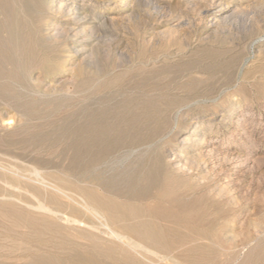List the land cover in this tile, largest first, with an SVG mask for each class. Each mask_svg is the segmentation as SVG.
<instances>
[{"label": "rangeland", "instance_id": "374dc122", "mask_svg": "<svg viewBox=\"0 0 264 264\" xmlns=\"http://www.w3.org/2000/svg\"><path fill=\"white\" fill-rule=\"evenodd\" d=\"M57 1H29L27 8L30 22L25 25L26 27L21 25L18 31H21V36L19 37L18 33V37L22 43L24 37L30 35L31 47L26 49V54L22 53L26 56L20 54L19 59L24 60L26 57L27 61L32 62V66L21 70L20 73L19 71L0 73L8 79L5 80L2 75L0 76L2 79L0 90H4L0 91V125L5 122L10 128L5 133L0 129V138H8L7 140L2 138L4 141H0V155H2L0 160L4 159L0 162V183L4 184L3 186L0 184L2 186H0V202L6 206L0 205V218L3 217L0 220V224H3L0 229L6 234L3 235L0 231L2 238H0V254L2 249L6 253L0 255V261L2 260L0 264H134L117 255L105 253L97 242L91 238L92 241H89V237H86L87 239L84 237L83 241L78 234L73 236L57 231L43 221L36 220L32 223L26 212H22L25 213L23 215L12 209V205L7 201L6 203L1 201L23 197L24 193L22 196L16 188L19 184V186L24 184L26 186L23 187L28 190H30L28 187H31L34 191L32 193L37 192L35 194L40 198L45 195L49 202H56L54 206L64 209L62 204L65 203L55 196L52 189H49L47 194L44 191L41 193L38 184L28 180L32 168L37 167L38 169L44 167L40 171L45 174L47 172V180L55 186H61L66 192H73V195L87 194L88 197L85 196L89 199L93 197L101 199L104 204L100 207L106 213L110 212L109 216L113 213L110 217L116 219L118 222L116 225L121 222L125 226L135 227L139 238L135 236L134 231L132 233L135 235L131 233L134 239L144 238V242L148 245L150 243L152 247L157 246L155 248L158 250L160 248L162 254L180 260L178 263L212 264L215 259L213 264H222L223 259H225L223 264L263 263L264 247L261 248V245L264 244V0H68L66 4L72 5L74 2L73 6L78 8L77 12L73 11L74 13L59 10ZM219 3L223 4L224 13L240 6L244 11L243 15L240 13L235 20V26L227 28L222 26L224 29H218L216 34L208 26L210 19L214 17L213 12L209 11L206 14L205 10L207 11L211 4ZM24 31L26 33L23 36ZM31 54L33 56H30ZM35 54L39 59L34 56ZM240 67L244 69L241 71ZM13 89L14 91L17 89L15 91L17 93L14 94L17 96L19 94L20 97L9 96L13 95ZM7 90H11V93ZM21 100L26 103L25 105L27 101L30 102L27 107L24 105L26 109L24 106L20 108V104L23 103L18 102ZM150 100L154 103L150 104ZM36 103L39 104V108ZM24 112L27 115H23ZM28 116L33 120L27 119ZM37 116L41 117L43 122L38 118L39 123L36 122ZM46 116L50 118L47 119ZM88 124L90 127H87ZM29 126L30 128H27ZM91 129L98 130L97 134ZM107 131L111 134L109 135ZM32 134L35 141L33 137L30 139ZM27 141L32 143L29 144L30 149L26 145ZM36 150L39 151L37 155ZM112 151L116 156L111 154ZM122 156H126L127 159ZM17 158H21L20 161ZM114 158L116 160L110 163ZM31 161L35 162V165ZM89 161L90 164L87 165ZM13 163H16V167ZM24 163H27L28 170L22 169L26 167ZM114 164L115 166L118 164L117 168ZM18 165L22 166V171L20 167L17 168ZM87 167L94 174L87 170ZM137 167L139 170L136 171ZM83 168L89 171L90 177H87L89 175ZM97 168L106 169L103 172H110L111 168L117 171L113 170L114 172L106 175V172L102 174ZM67 170L72 177L71 175L68 177L67 172L64 173ZM80 171L85 172L83 174L86 175V179L84 180V176L82 182L80 180L82 178H79L83 177ZM97 171L101 172V175ZM154 171L155 173H152ZM114 173H117V176ZM154 174L158 176L154 178ZM59 175L60 177L55 179ZM141 175L146 176L143 178ZM61 177H64L65 184L69 181L67 187L59 183L62 182ZM75 180H80L81 185L83 182L85 184L81 186ZM105 180H110L111 183ZM146 180L151 184L145 182ZM89 184L95 187L91 188ZM104 184L109 186L106 187ZM76 185L81 187L73 188ZM83 186L86 189H83ZM113 186L117 187V191H113L115 188ZM10 188L11 190L15 188V191L11 192ZM100 188H103L102 191ZM108 189L112 194H108ZM129 190H134L136 193L132 191L128 193ZM82 191L85 193L83 194ZM103 191H107L108 195L105 196ZM94 194L96 196H93ZM115 199H122L121 204ZM26 200L32 201L29 197ZM124 205L128 206L124 207ZM126 214L130 221L127 220ZM15 219H18V223L12 222ZM28 226L30 229L27 228ZM140 226L141 230L144 229L143 232ZM14 228L17 231H13ZM19 229L26 231L22 232ZM51 234H55L54 237ZM151 240H155L154 245ZM9 241L19 243L15 242L14 245ZM8 242L11 244L10 247ZM257 242L260 244L258 245ZM48 245L54 249L50 251ZM241 245L244 247H240ZM58 247H61L60 250ZM10 249L16 250L14 252ZM38 249L39 252L43 250L40 255L36 252ZM30 250L37 255H33ZM53 250L55 253L59 251L58 255L53 254ZM30 252L33 257L31 259L28 255ZM10 253L12 256H9ZM19 253L26 259L19 256ZM186 253L190 256L188 257ZM238 253L241 257L237 256ZM14 255L17 258H14ZM42 255L44 257H41ZM90 259L94 261L90 262ZM250 259L252 260L249 262Z\"/></svg>", "mask_w": 264, "mask_h": 264}, {"label": "bare ground", "instance_id": "6f19581e", "mask_svg": "<svg viewBox=\"0 0 264 264\" xmlns=\"http://www.w3.org/2000/svg\"><path fill=\"white\" fill-rule=\"evenodd\" d=\"M29 1L30 0H0V73H14V72H18V73H20V71L21 70H24V69H27L28 67H31L32 66V62H30V61H27L26 60V57H25V59L24 60H20L19 58L21 57H19V55L20 54H26L25 52L27 51L26 49H28V47H31L30 46V35H28L27 36V38L26 37H24L25 38V40H23V42L21 43V39L19 38L20 36H21V31L20 32H18L19 30H20V27H22V26H24V27H26L27 26V24L30 22V16H29V12H28V3H29ZM68 0H58L57 1V6H58V9L59 10H67V11H70L71 13H74L73 11H76L78 8H76L75 6H73V4H74V2H72L73 4L71 5V4H66V2H67ZM244 1V0H243ZM53 2V1H52ZM224 3V2H223ZM210 4V3H209ZM243 4V3H242ZM52 5H54V4H52ZM210 6V5H209ZM224 6H226V5H224ZM231 6V5H230ZM244 6V5H243ZM205 7H207V6H205ZM207 9V8H206ZM243 9H245V8H243ZM223 4H221V3H219V4H215V5H213V4H211V6L207 9V11L205 10V13L207 14V12H209V11H212L213 12V18L212 19H210V21H209V29H213L215 32L214 33H216V31L218 30V29H220V28H223L224 26L227 28L228 26L229 27H233V25H234V23H235V20L237 19V17L240 15V13L243 15V11L241 10V6L240 7H236V8H233V9H231V10H229V12L228 13H224L223 12ZM247 10V9H246ZM79 11V10H78ZM61 12V11H60ZM77 12V11H76ZM247 12V11H246ZM246 12L244 13V15L246 14ZM204 13V14H205ZM202 14V13H201ZM202 16H204L203 14H202ZM201 16V17H202ZM80 17V16H79ZM78 18V17H77ZM76 19V18H75ZM239 19V18H238ZM241 19H242V17H241ZM201 20H203V19H201ZM207 21V20H206ZM200 22H202V21H200ZM243 22H244V20H243ZM22 23V24H21ZM203 24V23H202ZM239 24V23H238ZM22 25V26H21ZM26 25V26H25ZM204 26V25H203ZM223 26V27H222ZM235 26V25H234ZM241 26V25H240ZM246 26V25H245ZM202 27V26H201ZM238 27V26H237ZM243 27V26H242ZM207 28V27H206ZM244 28V27H243ZM22 29V28H21ZM224 29V28H223ZM245 29V28H244ZM212 30V31H213ZM238 30V29H237ZM221 31V30H220ZM223 31V30H222ZM236 31V30H235ZM28 32V31H27ZM208 32H210V31H208ZM207 32V33H208ZM242 32V31H241ZM18 33L20 34L19 35V37H18ZM24 33H26L25 31L23 32V36H24ZM202 33V32H201ZM211 33V32H210ZM213 33V34H214ZM246 33V32H245ZM217 34V33H216ZM26 35V34H25ZM204 35V34H203ZM209 35H211V34H209ZM209 35H208V37H209ZM212 36V35H211ZM85 37V36H84ZM203 37V36H202ZM23 38V37H22ZM23 38V39H24ZM199 38H201V37H199ZM260 37H258V39H259ZM263 39V38H262ZM264 40V39H263ZM257 42H258V40H257ZM33 44V43H32ZM254 44V43H253ZM256 45V44H255ZM222 47V46H221ZM257 47V46H256ZM213 48V47H212ZM251 48V47H250ZM32 49V48H31ZM222 49V48H221ZM227 49V48H226ZM33 50V49H32ZM251 50H253V49H251ZM192 51V50H191ZM219 51V50H218ZM235 51V50H234ZM253 51H255V50H253ZM31 52H33L34 53V51H31ZM30 52V53H31ZM27 53H29V52H27ZM252 53V52H251ZM253 53H255V52H253ZM22 54V55H23ZM186 54V53H185ZM23 56H26V55H23ZM23 56H22V58H23ZM29 56V55H28ZM30 56H33L32 54L30 55ZM35 57L37 56V54H35L34 55ZM34 57V58H35ZM32 58V57H31ZM37 58H38V56H37ZM30 59V58H29ZM39 59V58H38ZM34 60H36V59H34ZM33 61V60H32ZM245 63V65H246V61L244 62ZM248 63V62H247ZM36 65V64H35ZM244 66V65H243ZM242 69H244V68H242ZM242 69H241V67H240V70L242 71ZM240 70H239V72H240ZM31 71V70H30ZM21 73H24V72H21ZM26 74V73H25ZM3 76V74H0V76ZM17 75V74H16ZM20 75V74H19ZM22 76V75H21ZM4 78H5V80H8V79H6V76H3ZM2 77V78H3ZM3 78V79H4ZM8 78V77H7ZM17 78H18V76H17ZM14 79V81H15V78H13ZM115 79V78H114ZM1 81H2V79H0ZM5 80H3L4 82H5ZM18 80H20V78H18ZM106 80V79H105ZM11 82H12V77H11V80H10V84H11ZM6 84H8V82H5ZM20 83V82H19ZM1 84H3L2 82H1ZM5 84V85H6ZM9 84V85H10ZM17 84V83H16ZM14 85V84H13ZM19 85V84H18ZM102 85V84H101ZM16 86V85H15ZM104 87V86H103ZM112 87V86H111ZM13 88V87H12ZM18 88V87H17ZM86 88V87H85ZM15 89V88H14ZM14 89H13V91H14ZM1 90H3V89H1ZM0 90V91H1ZM12 90V89H11ZM11 90L10 91H8V92H10L11 93ZM17 90V89H16ZM15 90V91H16ZM83 90H85V89H83ZM4 91V90H3ZM6 91V90H5ZM13 92V95H9V96H15L16 94H14V93H17V92ZM4 93V92H3ZM28 93V92H27ZM26 93V94H27ZM1 94H2V92H1ZM133 94V93H132ZM141 94V93H140ZM44 95V94H43ZM4 96H6V95H4ZM7 96H8V94H7ZM6 96V97H7ZM9 96H8V99H9ZM18 96L20 97V95L18 94ZM17 95H16V97H18ZM23 96V95H22ZM144 96V95H143ZM3 97V96H2ZM24 97H25V95H24ZM42 98H44V96L42 97ZM42 98H39V99H42ZM156 97H154V99H155ZM158 99H159V97H157ZM156 98V99H157ZM5 99V98H4ZM11 99V98H10ZM17 99V98H16ZM15 99V100H16ZM7 100V99H6ZM25 100V99H24ZM152 100V99H151ZM150 100V101H151ZM7 101H9V100H7ZM17 101H18V99H17ZM154 101H156V100H154ZM158 101V100H157ZM156 101V102H157ZM28 102L29 101H27V105H29L28 104ZM43 102H45V101H43ZM153 101H151L150 102V104L152 103ZM11 103V102H10ZM18 103H23V101L21 100V102H18ZM17 103V104H18ZM30 103V102H29ZM33 104L32 105H34V102H32ZM46 103V102H45ZM154 103V102H153ZM12 104V103H11ZM26 104V103H25ZM24 103H23V105L22 104H20V108H22L21 106H24L25 105ZM37 104V106L39 105L38 103H36ZM35 104V105H36ZM10 105V104H9ZM27 105H25L26 107H27ZM45 105H48V104H45ZM153 105V104H152ZM8 106V105H7ZM14 106H17V105H14ZM18 106H19V104H18ZM25 106H24V108H25ZM31 106V105H30ZM41 106V105H40ZM153 106H156V104H154ZM31 107H33V106H31ZM49 107V106H48ZM47 107V108H48ZM19 108V107H18ZM18 108H16L17 110H18ZM38 108H39V106H38ZM44 108V107H43ZM45 108H46V106H45ZM15 109V110H16ZM26 109V108H25ZM34 109V108H33ZM37 109V108H36ZM41 109V108H40ZM39 109V110H40ZM38 110V111H39ZM67 110V109H66ZM154 110H155V107H154ZM22 112L24 111V110H21ZM20 111V112H21ZM26 111V110H25ZM36 111V110H35ZM38 111H37V113H38ZM41 111V110H40ZM39 111V112H40ZM27 112V111H26ZM29 112V111H28ZM57 112V111H56ZM67 113V112H66ZM147 113V112H146ZM149 113V112H148ZM30 114V113H29ZM32 114V113H31ZM30 114V115H31ZM22 115V114H21ZM23 115H27V114H25V112H24V114ZM44 115V114H43ZM36 116V115H35ZM32 117H33V115H32ZM39 116H37L36 117V122H38V119H40L41 120V117L40 118H38ZM47 117V116H46ZM59 117V116H58ZM26 118V117H25ZM30 118H31V116H30ZM38 118V119H37ZM50 117H47V119H49ZM55 118V117H54ZM11 119V118H10ZM10 119H8V120H10ZM27 119H29V116L27 117ZM32 120H33V118H31ZM31 119H29L30 121H32ZM44 119H46V118H44ZM35 120V119H34ZM87 120H88V118H87ZM7 121V120H6ZM26 121V120H25ZM42 122H43V119L41 120ZM15 122V121H14ZM41 122V123H42ZM47 122V121H46ZM88 122V121H87ZM93 122V121H92ZM32 123V122H31ZM39 123V122H38ZM54 123V122H53ZM57 123H58V121H57ZM2 125H0V129H1V131H3L4 133H5V131H7L8 129H10V128H8V126L9 125H7V123H5V122H3V123H1ZM12 124V123H11ZM16 124V123H15ZM14 124V125H15ZM26 124H28V123H26ZM46 124V123H45ZM51 123H49V125H50ZM56 124V123H55ZM90 124H94V123H90ZM29 125V124H28ZM95 125V124H94ZM94 125H92V126H94ZM20 126V125H19ZM30 126H33V125H30ZM30 126L29 127H27V128H30ZM41 126V125H40ZM50 127V126H49ZM53 127H56V128H58L57 126H53ZM87 127H90L89 126V124L87 125ZM21 128V127H20ZM33 128V127H32ZM37 128V127H36ZM95 128V127H94ZM106 127H104V129H105ZM109 128V127H108ZM115 127H113V129H114ZM176 128V127H175ZM22 129V128H21ZM43 129V128H42ZM45 129V128H44ZM88 129V128H87ZM96 129V128H95ZM112 129V130H113ZM173 129V128H172ZM172 129H171V131H172ZM31 130V129H30ZM36 130V129H35ZM39 130H40V128H39ZM57 131H59L58 129H56ZM55 130V131H56ZM92 131H93V129H91ZM106 130H108V129H106ZM112 130H111V132H112ZM175 130V129H174ZM0 131V132H1ZM12 131H13V129H12ZM18 131V130H17ZM32 131V130H31ZM34 131V130H33ZM48 131V130H47ZM84 131V130H83ZM82 131V132H83ZM97 132H98V130H96ZM96 131H93L94 133H96L97 134V132ZM100 131V130H99ZM105 131V130H104ZM109 131V130H108ZM107 131V132H108ZM116 131V130H115ZM139 131V130H138ZM137 131V132H138ZM20 133L22 132V131H19ZM38 132V131H37ZM128 132V131H127ZM126 132V133H127ZM129 132H130V129H129ZM195 132H196V130H195ZM13 134L15 133L14 131L12 132ZM16 133H18V132H16ZM49 133V132H48ZM68 133V132H67ZM100 133H102V132H100ZM104 133V132H103ZM109 133V132H108ZM114 132H112V134H113ZM131 133V132H130ZM129 133V134H130ZM24 134V133H23ZM42 134V133H41ZM50 134V133H49ZM58 134V133H57ZM57 134L55 135V137H57ZM96 134H94V136L96 135ZM111 133H109V135H110ZM119 134V133H118ZM9 135H11V134H9ZM15 135H17V134H15ZM14 135V136H15ZM18 135H21V134H18ZM40 135V134H39ZM108 135V136H109ZM116 135V134H115ZM120 135V134H119ZM121 135H122V133H121ZM124 135H127V134H125L124 133ZM131 135V134H130ZM129 135V136H130ZM1 136H3V135H1ZM26 136H28V135H26ZM41 136V135H40ZM53 136V135H52ZM83 136V135H82ZM34 138V136H33V134H32V136H31V138L30 139H33ZM37 137V136H36ZM39 137V136H38ZM42 137H44L45 138V136H42ZM59 137V136H58ZM85 137V136H84ZM97 137H98V135H97ZM124 137V136H123ZM127 137H128V135H127ZM131 137V136H130ZM2 138H5V137H1L0 139H2ZM17 138V137H16ZM20 138V137H19ZM29 138V137H28ZM49 138V137H48ZM83 138V137H82ZM121 138V137H120ZM187 138V137H186ZM185 138V139H186ZM6 139V138H5ZM8 139V138H7ZM6 139V140H7ZM12 139H14V137L12 138ZM18 139V138H17ZM38 139V138H37ZM49 139H51V138H49ZM61 139V138H60ZM65 139V138H64ZM80 139V138H79ZM125 139V138H124ZM124 139H122V141L124 140ZM136 139V138H135ZM22 140V139H21ZM34 141H35V138L33 139ZM62 140V139H61ZM88 140H89V138H88ZM101 140H102V138H101ZM104 141H105V139H103ZM118 140V139H117ZM116 140V141H117ZM134 140V139H133ZM187 140V139H186ZM0 141H4L3 139L2 140H0ZM46 141H47V138H46ZM49 141V140H48ZM60 141V140H59ZM64 141V140H63ZM111 141H113L112 139H111ZM121 141V142H122ZM28 142V141H27ZM78 142V141H77ZM98 142V141H97ZM100 142V141H99ZM103 142V141H102ZM121 142H119V143H121ZM124 142V141H123ZM189 142V141H188ZM188 142H186V144L188 143ZM3 143V142H2ZM26 143V142H25ZM114 143H116L115 141H114ZM3 144H5V142L3 143ZM7 144H9V143H7ZM29 144H32L31 142H28V144H26V145H28V147H29ZM106 144V143H105ZM0 145H1V143H0ZM21 145V144H20ZM19 145V146H20ZM26 145L24 144V146H25V148H26ZM36 145V144H35ZM38 145V144H37ZM45 145H46V143H45ZM107 145V144H106ZM115 145H117V144H115ZM122 145H124V143L122 144ZM2 146H4V145H2ZM8 146V145H7ZM30 146H32L33 147V145H30ZM39 146H40V143H39ZM82 146H84V145H82ZM81 146V147H82ZM91 146V145H90ZM90 146H89V148H90ZM95 146V145H94ZM110 146V145H109ZM27 147V148H28ZM75 147V146H74ZM119 147V146H118ZM5 148H6V146H5ZM4 148V149H5ZM8 148V147H7ZM12 148V147H11ZM23 148V147H22ZM34 148H35V146H34ZM37 148H38V146H37ZM42 148H44V147H42ZM102 148V147H101ZM105 148H107V147H105ZM8 149H10V148H8ZM7 149V150H8ZM24 149V148H23ZM29 149H30V147H29ZM33 149V148H32ZM38 149H40V148H38ZM104 149V148H103ZM113 149V148H112ZM16 150V149H15ZM43 150H45V149H43ZM53 150V149H52ZM22 151V150H21ZM81 151V150H80ZM97 151V150H96ZM106 151H108L107 149H106ZM116 151V150H115ZM2 152V151H1ZM24 152V151H23ZM36 152V155H37V153L39 152H37V150L35 151ZM120 152V151H119ZM118 152V153H119ZM7 153H9L8 151H7ZM113 153V151L111 152V154ZM115 153H117V151L115 152ZM130 153V152H129ZM1 154H3V152L1 153ZM45 154V153H44ZM101 154V153H100ZM99 154V155H100ZM5 155V154H4ZM34 155V154H33ZM36 155H35V157H36ZM98 155V156H99ZM113 155V154H112ZM130 155V154H129ZM1 156V158L0 159H2V155H0ZM18 156V155H17ZM89 156V155H88ZM113 156H116V155H113ZM22 157V156H21ZM76 157V156H75ZM111 156H109V158H110ZM119 157V156H118ZM122 157H124V156H122ZM126 157V156H125ZM124 157V158H125ZM3 158H5L4 156H3ZM97 158V157H96ZM123 158V159H124ZM12 159H14V157L12 156ZM18 159V158H17ZM19 159H21V158H19ZM18 159V160H19ZM34 159V158H33ZM107 159H108V157H107ZM126 159H127V157H126ZM31 160V159H30ZM82 160V159H81ZM84 160H85V158H84ZM97 160V159H96ZM109 160V159H108ZM108 160H107V163H109L108 162ZM113 160H116V158H114V159H112V160H110V163H111V161H113ZM1 161H4V159L3 160H0V162ZM20 161V160H19ZM28 161V160H27ZM77 161V160H76ZM94 161V160H93ZM98 161V160H97ZM97 161H95V162H97ZM100 161V160H99ZM126 161H128V160H126ZM8 162V161H7ZM12 162H16V161H12ZM81 162V161H80ZM85 162V161H84ZM103 162V164H104V161H102ZM118 162V161H117ZM3 163V162H2ZM18 163H20V162H18ZM30 163V162H29ZM31 163H33L32 161H31ZM30 163V165H32ZM39 163V162H38ZM83 163V162H82ZM88 163L90 164V161L89 162H87V165H88ZM101 163V162H100ZM105 163H106V160H105ZM122 163H124L123 161H122ZM141 163V162H140ZM6 164V163H5ZM14 164V166H15V164L16 163H13ZM22 164V163H21ZM25 164V163H24ZM27 164V163H26ZM25 164V165H26ZM34 165H35V162L33 163ZM40 164V163H39ZM39 164H37V166L39 165ZM48 164V163H47ZM116 164V163H115ZM115 164H114V166H115ZM121 164V163H120ZM142 164V163H141ZM6 165H8V163L6 164ZM10 165H11V163H10ZM24 165V166H25ZM79 165V167H80V164H78ZM93 165H94V163H93ZM92 165V166H93ZM102 165V164H101ZM105 165V164H104ZM104 165H102V166H104ZM109 165V164H108ZM118 165V164H117ZM117 165L115 166L116 168H117ZM140 165V164H139ZM143 165V164H142ZM12 166V165H11ZM13 166V167H14ZM29 166V165H28ZM84 166H86V164L84 165ZM95 166V165H94ZM94 166H93V168H94ZM101 166V167H102ZM112 168L114 167V166H112V165H110ZM122 166V165H121ZM145 166V165H144ZM7 167V166H6ZM16 167V166H15ZM20 167V168H19ZM21 165H18L17 166V168H19V169H21ZM45 167H46V165H45ZM49 167V166H48ZM99 168H101L100 166H98ZM105 168L107 167V166H104ZM119 167V166H118ZM140 167H142V166H140ZM28 167H27V165H26V167L24 168H22L23 170H25V169H27ZM29 168H31V166L29 167ZM41 168V167H40ZM42 168H44V167H42ZM42 168L41 169H38V167L37 168H32V170H31V172H32V174H31V177L28 179L30 182L31 181H33V182H36L35 184L38 186V188H40L41 189V193H42V191H44L45 192V194H47V193H49L48 191H49V189H52L53 191H54V193H55V196H57V197H59V199H61L62 200V202L63 203H65V204H62L63 206H64V209L63 208H60V206H59V208H57L58 206L56 205V206H54L55 204H56V202H49L48 201V199L45 197V195L42 197V198H40L39 196H37L36 194H37V192H35V193H32V192H34V191H32L31 190V187L29 186L28 188H30V190H28L26 187H23V186H26V185H22V186H19L18 185V187L16 186V184H15V186L17 187L16 188V191L19 193V194H22V196H23V193H24V196L26 197V195L32 200V201H27L26 200V198H28V197H26V198H23V197H16V198H8V199H6L5 201L4 200H1V201H3V202H5L6 203V201L8 202V203H10L12 206L11 207H13L12 209H14V210H17V211H19V213L21 212H26L27 214H28V219L30 220V221H32V223H34L36 220H40V221H43V222H45V223H47L49 226H51V227H54L53 229H56L57 231L59 230V231H63L64 233H68V234H71V235H77L78 234V236H81L82 238L81 239H83L84 237H85V239H87L86 237H89V241H94V242H97V244L98 245H100V247L102 248V250L105 252V253H111V254H109V255H117V256H119V258H124V259H126V260H128V261H132L134 264H182V262L181 263H178V261H180V260H174V258L173 257H170L169 255H167L166 253V255H164V254H162L159 250H160V248H159V250L158 249H156L155 247H157V246H155V247H152L151 245H150V243H149V245L147 244V243H145L144 242V238L143 239H134L132 236H131V233L132 232H136L137 230H135V227H130V226H125L124 224H122L121 222H119V224L118 225H116V219H113V217L111 218L110 216H111V214H113V213H111L110 214V216H109V214L108 213H110V212H108V213H106L103 209H102V207H100L102 204H104V202L101 200V199H99V198H97V197H93V199H89V198H87L88 197V195L87 194H85V195H87V197L85 196V195H73L72 193H68V192H66L63 188H61V186L59 187V186H55V185H53L52 183H50V181H48L47 180V172H46V174L45 173H43V172H41L40 170H42ZM77 168V167H76ZM92 168V167H91ZM90 168V169H91ZM99 168H97L98 170H100ZM112 168L110 169L111 171L110 172H112L113 170H112ZM152 168H153V166H152ZM15 169V168H14ZM18 169V170H19ZM22 169H21V171H22ZM56 168H54V170H55ZM57 169H59L58 167H57ZM56 169V170H57ZM85 168H83V170H84ZM87 170H89L88 169V167L86 168ZM85 169V170H86ZM94 169H96V168H94ZM104 169V168H103ZM106 169H108V168H106ZM106 169H104V170H106ZM125 169V168H124ZM141 169V168H140ZM145 169V167H143L142 168V170H144ZM148 169V168H147ZM1 170V169H0ZM9 170V168H7V171ZM12 170V169H11ZM16 170V169H15ZM28 170V169H27ZM30 170V169H29ZM53 170V171H54ZM87 170L85 171V172H87ZM104 170H100L101 172H102V174H104L105 172H103ZM120 170V169H119ZM137 170H139V168L137 167V169H136V171ZM154 170H155V168H154ZM3 171H4V169H3ZM6 171V170H5ZM14 171V170H13ZM43 171H45V170H43ZM47 171V170H46ZM77 171V170H76ZM89 171H91L92 172V174H94L93 173V171L92 170H89ZM88 171V172H89ZM99 171V172H100ZM108 171V170H107ZM115 171V170H114ZM113 171V172H114ZM117 171V170H116ZM115 171V172H116ZM128 171V170H127ZM1 172V171H0ZM18 172V171H17ZM29 171H27V173H28ZM51 172V175H52V171H50ZM62 172V171H61ZM65 172H67V175H68V177L71 175H69L68 173H70V172H68V170L67 171H64V173ZM85 172H81L80 171V173H81V175L83 176V177H79V178H82V179H80L81 180V182L82 181H84L85 179H86V175L85 174H83V173H85ZM88 172H87V174H88ZM100 172V173H101ZM110 172L108 171V172H106L107 174L106 175H108V174H110ZM140 172H141V170H140ZM7 173V172H6ZM25 173V172H24ZM27 173H25V174H27ZM57 173H60V171L58 172V170H57ZM63 173V174H64ZM73 173V172H72ZM97 173H98V171H97ZM100 173H98V174H100ZM118 173H119V171H118ZM129 173H131V172H129ZM133 173V172H132ZM147 173V172H146ZM146 173H143V174H146ZM151 173V172H150ZM152 173H155V171L154 172H152ZM24 174V175H25ZM49 174V173H48ZM74 174V173H73ZM91 174V173H90ZM115 175L117 174V173H114ZM141 174V173H140ZM139 174V175H140ZM148 175H150L149 174V172L147 173ZM158 174V173H157ZM156 174V175H157ZM1 175V174H0ZM4 175H5V173H4ZM17 175V174H16ZM44 175H46V176H44ZM54 175V174H53ZM58 175V174H57ZM66 175V176H67ZM76 175H78V174H76ZM89 175V174H88ZM101 175V174H100ZM119 175V174H118ZM132 176H133V174H131ZM135 175V174H134ZM147 175V176H148ZM155 175V174H154ZM156 175L154 176V178L156 177ZM12 176V175H11ZM63 176H65V174L63 175ZM84 176H85V178H84ZM93 176V175H92ZM96 176V175H95ZM117 176V175H116ZM132 176H130V177H132ZM143 178L146 176H144V175H141ZM140 176V177H141ZM152 176V175H151ZM158 176V175H157ZM35 179H34V178ZM51 178H54V177H52V176H50ZM60 177V175L56 178L55 177V179H58ZM71 177H72V175H71ZM74 177V176H73ZM87 177H90V175L89 176H87ZM1 178V177H0ZM2 178H3V176H2ZM22 178V177H21ZM26 178H27V176H26ZM62 178V182H59L60 184L61 183H63V184H65V182L66 181H63V179H64V177H61ZM66 178V177H65ZM75 179H78V177L76 178V176L74 177ZM83 178H84V180H83ZM95 177H93V179H94ZM121 178H122V176H121ZM129 178V177H128ZM138 178V177H137ZM5 179V178H4ZM49 179V178H48ZM70 179V178H69ZM93 179H91V181L93 180ZM118 179H120V178H118ZM132 179V178H131ZM139 179V178H138ZM147 179H150V178H147ZM158 179V178H157ZM22 180H24V181H26L25 179H22ZM60 180V179H59ZM58 180V181H59ZM71 180V179H70ZM73 180V179H72ZM80 180H75L76 181V183L77 184H79V181ZM116 180V179H115ZM121 180V179H120ZM123 180V179H122ZM134 180V179H133ZM155 180V179H154ZM0 181H1V179H0ZM15 181H17V180H15ZM52 181H53V179H52ZM55 181V180H54ZM74 181V182H75ZM105 181H110V180H105ZM105 181H103V183H105ZM126 181H128V180H126ZM9 182V181H8ZM20 182V181H19ZM57 182V181H56ZM68 182L69 181H67V183L66 184H68ZM70 182H72V181H70ZM80 182V183H81ZM123 182H125V181H123ZM130 182V181H129ZM142 182V181H141ZM145 182H148V184H149V182L150 181H145ZM153 183L155 182V181H152ZM11 183H12V181H11ZM73 183V182H72ZM99 183V182H98ZM110 183H111V181H110ZM122 183V182H121ZM143 183V182H142ZM0 184H2V186L4 185L3 183H0ZM29 184H31V183H29ZM64 185L65 187H67V185ZM70 184V183H69ZM83 184H85V182H83ZM82 184V185H83ZM86 184H88V183H86ZM101 184V183H100ZM107 184V183H106ZM141 184V183H140ZM139 184V185H140ZM151 184V183H150ZM149 184V185H150ZM28 185V184H27ZM72 185V184H71ZM73 185H75L74 183H73ZM72 185V186H73ZM79 185H81V184H79ZM81 185V186H82ZM90 186H91V188L94 186L95 187V185H91V184H89ZM99 185V184H98ZM105 185V184H104ZM142 185V184H141ZM145 185V184H144ZM1 186V185H0ZM1 186V187H2ZM14 186V185H13ZM34 186V185H33ZM81 186H78V185H76V186H74L73 188H75V187H77L78 189L81 187ZM97 186V185H96ZM106 187H108L109 186V184H108V186L107 185H105ZM104 186V187H105ZM7 187V186H6ZM115 187V188H114ZM135 187H137V186H135ZM150 187V186H149ZM13 188V187H12ZM77 188H75V189H77ZM83 189L85 188V186H83L82 187ZM97 188V187H96ZM113 188L115 189H113V191H117L116 190V186H113ZM122 188H124V190L126 189V187H122ZM128 188V187H127ZM131 188V187H130ZM129 188V189H130ZM3 189V188H2ZM8 189V188H7ZM66 189V188H65ZM86 189V188H85ZM101 189V188H100ZM99 189V190H100ZM103 189V188H102ZM102 189H101V191H102ZM119 189H121V188H119ZM135 189V188H134ZM144 189H146V188H144ZM1 190V189H0ZM11 192H13V191H15V188L13 189V190H11V188L9 189ZM70 190V189H69ZM92 190V189H91ZM109 190L110 189H108L107 191H108V194L110 193V194H112V192H109ZM112 190V189H111ZM123 190V191H124ZM79 191V193L81 192V189L80 190H78ZM107 191L106 192H104L105 194L107 193ZM122 191V192H123ZM132 191V190H131ZM130 190H129V192L128 193H130L131 192ZM6 192V191H5ZM10 192V193H11ZM77 192V191H76ZM92 192H94L93 190H92ZM121 192V193H122ZM126 192H127V190H126ZM135 191L133 190L132 191V193H134ZM142 192V191H141ZM147 192V191H146ZM145 192V193H146ZM4 193V192H3ZM16 193V192H15ZM14 193V194H15ZM78 193V192H77ZM82 193L84 194L85 192L84 191H82ZM94 193H96V192H94ZM120 193V194H121ZM136 193V192H135ZM12 194V193H11ZM13 194V195H14ZM26 194V195H25ZM44 194V193H43ZM42 194V195H43ZM97 194V193H96ZM104 194V195H105ZM108 194H106L105 196H107ZM109 194V195H110ZM116 194V193H115ZM1 195V194H0ZM3 196H4V194H2ZM5 195H6V193H5ZM103 195V196H104ZM131 194H129V196H130ZM6 196H8V195H6ZM93 196H96L95 194L93 195ZM112 196H114V195H112ZM121 196V195H120ZM124 196V195H123ZM127 196V195H126ZM125 196V197H126ZM137 196V195H136ZM145 196V195H144ZM50 197V196H49ZM101 197V196H100ZM116 197H118V196H116ZM132 197V196H131ZM130 197V198H131ZM109 198H111V197H109ZM112 198H115V197H112ZM121 198V197H120ZM4 199V198H3ZM54 199V198H53ZM123 199H125V201L127 200L126 198H123ZM139 200L138 198H135V200ZM104 200H106V199H104ZM116 200V199H115ZM120 200H122V199H118V200H116V202L117 201H119V203H120ZM134 200V199H133ZM51 201V200H50ZM54 201H57V199H54ZM110 201V200H109ZM113 202H114V200H112ZM131 201V200H130ZM130 201H127V202H130ZM115 203V202H114ZM131 203V202H130ZM54 204V205H53ZM117 204V203H116ZM121 204V203H120ZM137 204V203H136ZM135 204V205H136ZM0 205H2L3 206V204H1V202H0ZM110 205V204H109ZM112 205V204H111ZM118 205V204H117ZM123 206V205H122ZM128 206V205H127ZM127 206H125L124 205V207H127ZM132 206V205H131ZM3 207H6V206H3ZM9 206L7 205V208H8ZM117 207V206H116ZM121 207V206H120ZM134 208H135V206H133ZM133 207H131V208H133ZM137 207V206H136ZM10 208V207H9ZM8 208V209H9ZM104 208V207H103ZM112 208V207H111ZM130 208V207H129ZM129 208H126L127 210L129 209ZM105 209V208H104ZM6 210V209H5ZM76 210V211H75ZM163 210V209H162ZM168 210V209H167ZM1 211V210H0ZM11 211H13V210H11ZM75 211V212H74ZM128 211H131L130 209L128 210ZM136 211V210H135ZM134 211V212H135ZM184 211V210H183ZM6 212V211H5ZM125 212V211H124ZM188 212V211H187ZM3 213V212H2ZM9 213H11V212H8V214ZM132 213V212H131ZM185 213V212H184ZM5 214H7V212L5 213ZM12 214V213H11ZM23 215H25V213H22ZM130 214V213H129ZM143 214V213H142ZM162 214V213H161ZM168 214V213H167ZM3 215V214H2ZM20 215V214H19ZM119 215V214H118ZM170 215V214H169ZM16 216V215H15ZM130 216V215H129ZM131 216H133L132 214H131ZM168 216V215H167ZM166 216V217H167ZM9 217V216H8ZM25 217H27V216H25ZM117 217V216H116ZM122 217V216H121ZM126 217H127V214H126ZM142 217V216H141ZM165 217V216H164ZM182 218H184V220L186 219L185 217H183V216H181ZM3 218V217H2ZM2 218H0V220L2 219ZM10 218H11V216H10ZM118 218L119 219H121L119 216H118ZM20 219V218H19ZM27 219V218H26ZM112 219L113 220H115L114 222L112 221ZM143 219V218H142ZM127 220H128V217H127ZM141 220V219H140ZM145 220V219H144ZM175 220V219H174ZM3 221V220H2ZM6 221V220H5ZM7 221H10V220H7ZM22 221V220H21ZM121 221V220H120ZM128 221H130V219L128 220ZM128 221H127V223H128ZM132 221H134V219L132 220ZM131 221V222H132ZM136 221V220H135ZM146 221V220H145ZM1 222V221H0ZM12 222H14V223H18V219L16 220L15 219V221L14 220H12ZM11 222V223H12ZM23 222V221H22ZM3 223H4V221H3ZM9 223V222H8ZM24 223V222H23ZM38 223V222H37ZM118 223V222H117ZM122 224V226H121V224ZM123 223H125V222H123ZM152 223V222H151ZM7 224V223H6ZM25 224V223H24ZM23 224V225H24ZM41 224V223H40ZM43 224V223H42ZM46 224V226H48ZM138 224H139V222H138ZM138 224H136V226L138 225ZM9 225H10V223H9ZM134 225V224H133ZM150 225V224H149ZM154 225V224H153ZM0 226H3V224L1 225L0 224ZM11 226V225H10ZM25 226H26V224H25ZM31 227L33 226V225H30ZM30 226H28L27 228H29ZM35 226V225H34ZM43 226V225H42ZM48 226V227H49ZM6 227V226H5ZM12 227V226H11ZM38 227V226H37ZM138 227H139V225H138ZM3 228V227H2ZM7 228V227H6ZM38 228H41L40 226L38 227ZM146 228H148V227H146ZM150 228V227H149ZM153 228L155 229V227L153 226ZM15 229V228H14ZM30 229V228H29ZM46 229V228H45ZM51 229V228H50ZM7 230H9L8 228H7ZM19 230H21V229H19ZM23 230L24 231H26V229H22L21 231L23 232ZM28 230V229H27ZM42 230V229H41ZM44 230V229H43ZM47 230V229H46ZM52 230V229H51ZM140 230H141V226H140ZM142 230H144V229H142ZM141 230V231H142ZM0 231L1 232H3V235L5 234L4 233V231H2L1 229H0ZM13 231H17L16 229L15 230H13ZM149 229H148V233H149ZM21 232V233H22ZM28 232H30L29 230H28ZM47 232V231H46ZM49 232V231H48ZM143 232V231H142ZM144 232H146V231H144ZM156 232H158L157 230H156ZM260 232V231H259ZM258 232V233H259ZM161 233H162V231H161ZM163 233H164V231H163ZM13 234V233H12ZM16 234V233H15ZM30 234H32V233H30ZM132 234H134V233H132ZM146 234V233H145ZM260 234H263V233H260ZM259 234V235H260ZM6 235V234H5ZM24 235V234H23ZM52 235V237H54V235L53 234H51ZM66 235V234H65ZM135 235V234H134ZM139 234L136 232V235L135 236H137V238H139V236H138ZM151 235V234H150ZM153 235H155V234H153ZM158 235V234H157ZM165 235V234H164ZM258 235V234H257ZM258 235V236H259ZM31 236V235H30ZM32 236H33V234H32ZM56 236H58V235H56ZM141 236H143L144 237V235H141ZM3 237V236H2ZM34 237V236H33ZM42 237V236H41ZM44 237H46V236H44ZM145 237L148 239V237H147V235H145ZM200 237V236H199ZM1 238V237H0ZM8 238V237H7ZM12 238V237H11ZM16 238V237H15ZM34 238H36V236L34 237ZM67 238H69V237H67ZM73 238V237H72ZM92 240H91V239ZM141 238V237H140ZM170 238V237H169ZM178 238V237H177ZM182 238V237H181ZM190 238V237H189ZM192 238V237H191ZM262 238V237H261ZM2 239V238H1ZM13 239V238H12ZM11 239V240H12ZM17 239V238H16ZM19 239V238H18ZM20 239H21V237H20ZM36 239H38V238H36ZM58 239H60L59 237H58ZM15 240V239H14ZM169 240V239H168ZM203 240V239H202ZM213 240V239H212ZM259 240H262V239H259ZM258 240V241H259ZM5 241H7V240H5ZM13 241V240H12ZM18 241V240H17ZM22 240H20V243H22L21 242ZM63 241V240H62ZM77 241V240H76ZM83 241H84V239H83ZM82 241V242H83ZM153 241H155V240H151V242H152V244H153ZM186 241V240H185ZM190 241V240H189ZM199 241V240H198ZM206 241V240H205ZM233 241V240H232ZM263 241V240H262ZM2 242V241H1ZM10 242V241H9ZM8 242V243H9ZM16 242V241H15ZM15 242H10L11 244H14ZM49 242V241H48ZM51 242V241H50ZM55 242V241H54ZM67 242V241H66ZM87 242V241H86ZM159 242V241H158ZM234 242V241H233ZM250 242V241H249ZM251 242H252V240H251ZM250 242V243H251ZM9 243V244H10ZM19 242H16V244H18ZM36 243H38V242H36ZM57 243V242H56ZM69 243V242H68ZM160 243V242H159ZM164 243V242H163ZM191 243V242H190ZM189 243V244H190ZM194 243V242H193ZM260 244V242H257V244ZM11 244L9 245V247L11 246ZM33 244V243H32ZM55 244V243H54ZM63 244H65V243H63ZM158 244V243H157ZM156 243H155V245H157ZM168 244V243H167ZM175 245H176V243H174ZM185 244V243H184ZM215 244V243H214ZM246 244V243H245ZM258 244V245H259ZM1 245H3V244H1ZM15 245V244H14ZM36 245V244H35ZM49 245H51V244H49ZM48 245V247H50V251H52V249H54L53 247H51V246H49ZM154 245V244H153ZM161 245V244H160ZM215 245H217V243L215 244ZM246 245H248V244H246ZM264 245V244H263ZM263 245H261V248H263L264 246ZM30 246H32L31 244H30ZM30 246H29V248L28 249H30ZM37 246V245H36ZM42 246V245H41ZM47 246V245H46ZM67 246V245H66ZM162 246V245H161ZM160 246V247H161ZM178 246V245H177ZM181 246V245H180ZM184 246V245H183ZM218 246V245H217ZM252 246V245H251ZM250 246V247H251ZM7 247H8V245H7ZM12 247H14V246H12ZM69 247V246H68ZM75 247V246H74ZM85 247V246H84ZM99 247V246H98ZM175 247V246H174ZM231 247V246H230ZM240 247H244V245L242 246H240ZM5 248V247H4ZM33 248H35V247H33ZM41 248V247H40ZM44 248H45V246H44ZM59 248H61V247H58V249ZM65 248V247H64ZM162 248V247H161ZM237 249L239 248V247H236ZM241 248V249H242ZM251 248H253V247H251ZM6 249V248H5ZM23 249V248H22ZM57 249V250H58ZM89 249V248H88ZM165 249V248H164ZM233 249V248H232ZM231 249V250H232ZM257 249H259V246H258V248ZM3 250V251H2ZM1 250V254L4 252L5 253V251H4V249H2ZM11 250V249H10ZM16 250V249H15ZM15 250H11V251H14L15 252ZM33 250V249H32ZM32 250H30V251H32ZM44 250H46V251H48V249H44ZM60 250V249H59ZM93 250V249H92ZM96 250H98V249H96ZM228 250H230V249H228ZM244 250V249H243ZM7 251H8V249H7ZM10 251V252H11ZM22 251V250H21ZM21 251H18V252H21ZM42 252H43V250H41ZM54 251V250H53ZM241 251V250H240ZM240 251H239V253H240ZM252 252H253V250H251ZM250 251V252H251ZM257 250H255V252H256ZM23 252V251H22ZM21 252V253H22ZM36 252H39V249H38V251H36ZM42 252H39V254L38 255H40ZM57 252H59V251H57ZM57 252L55 253V251H54V253L53 252H51V253H53V254H56V255H58L57 254ZM66 252V251H65ZM254 252V253H255ZM258 252L260 253V249L258 250ZM257 252V253H258ZM35 253V252H34ZM33 253V251H32V254L33 255H37V253H35L34 254ZM47 253V252H46ZM45 253V254H46ZM61 253H63V252H61ZM225 253V252H224ZM236 253V252H235ZM239 253L237 254V256H239ZM256 253V254H257ZM258 253V254H259ZM0 254V255H1ZM6 254V253H5ZM12 254H13V252H12ZM12 254L10 253V255L9 256H12ZM18 254V253H17ZM31 254V252L30 253H28V255H30ZM174 254V253H173ZM187 254V253H186ZM193 254V253H192ZM230 254H231V252H230ZM232 254H233V252H232ZM242 254V253H241ZM21 254L19 253V256H20ZM27 255V256H28ZM49 255H50V253H49ZM188 255V257L190 256L189 255V253L187 254ZM198 255V254H197ZM227 255V254H226ZM229 255V254H228ZM227 255V256H228ZM248 255H249V253H248ZM248 255L246 256V260L248 261ZM260 255H262V254H260ZM259 255V256H260ZM24 255L22 254L21 255V257H23ZM60 256H62L61 254H60ZM183 256H185V255H183ZM198 256H201V255H198ZM211 256H212V254H211ZM210 256V257H211ZM226 256V257H227ZM254 256V255H253ZM259 256H258V259H259ZM4 257H8V256H4ZM31 255H30V259H31ZM41 257H44V255H42ZM216 257H218V256H216ZM222 257V256H221ZM220 257V258H221ZM226 257H224V258H226ZM230 257V256H229ZM228 257V258H229ZM239 257H241V256H239ZM238 257V258H239ZM260 257H262V256H260ZM8 258H11V257H8ZM13 258V257H12ZM14 258H17L15 255H14ZM19 258V257H18ZM24 259H26L25 257H23ZM33 258V257H32ZM50 259H51V257H49ZM62 258V257H61ZM64 258V257H63ZM194 258V257H193ZM202 258V257H201ZM212 258V257H211ZM233 258H236V256H233ZM232 258V259H233ZM250 258V257H249ZM252 258V257H251ZM254 258V257H253ZM252 258V259H253ZM263 258H264V252H263ZM22 259V258H21ZM29 259V260H30ZM34 259H35V257H34ZM54 259V258H53ZM57 259V258H56ZM110 259V258H109ZM214 259V258H213ZM222 259V258H221ZM232 259H229V261L230 260H232ZM241 259V258H240ZM239 259V260H240ZM244 259V258H243ZM252 259H250L249 260V262L252 260ZM15 260V259H14ZM14 260H12V261H14ZM17 260V259H16ZM28 260V259H27ZM38 260V259H37ZM199 260H200V258H199ZM216 260V259H215ZM214 260V261H215ZM218 260V259H217ZM236 260V259H235ZM238 259H237V261H239ZM245 260V262H247ZM2 261V260H1ZM1 261H0V263H1ZM6 261V260H5ZM22 261V260H21ZM35 261V260H34ZM33 261V262H34ZM90 262H93L94 260L93 259H90L89 260ZM112 261H114V260H112ZM214 261H213V263H214ZM222 261V264H223V262L225 261V259H223V260H221ZM226 261H227V258H226ZM228 261V262H229ZM234 261V260H233ZM262 261V260H261ZM7 262V261H6ZM32 262V263H33ZM59 262V261H58ZM65 262V261H64ZM193 262V261H192ZM191 262V263H192ZM194 262H197V261H194ZM218 262V261H217ZM235 262V261H234ZM243 262H244V260H243ZM259 262H260V260H259ZM26 263V262H25ZM50 263V262H49ZM60 263V262H59ZM212 263V264H213ZM233 262H231V264H232ZM238 263V262H237ZM252 263H254V262H252ZM262 263V262H261ZM260 263V264H261ZM36 264V263H35ZM39 264V263H38ZM52 264H54V263H52ZM128 264H130V263H128ZM184 264V263H183ZM187 264V263H186ZM208 264V263H207ZM217 264H219V263H217ZM226 264V263H225ZM228 264V263H227ZM230 264V263H229ZM240 264V263H239ZM243 264V263H242ZM249 264V263H248ZM250 264H251V262H250ZM256 264H258L257 262H256ZM262 264H264V262L262 263Z\"/></svg>", "mask_w": 264, "mask_h": 264}]
</instances>
